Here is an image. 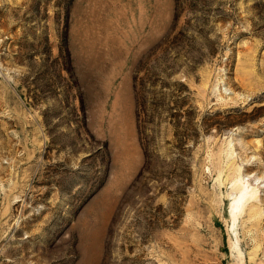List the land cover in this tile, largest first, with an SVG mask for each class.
<instances>
[{
	"label": "rangeland",
	"instance_id": "374dc122",
	"mask_svg": "<svg viewBox=\"0 0 264 264\" xmlns=\"http://www.w3.org/2000/svg\"><path fill=\"white\" fill-rule=\"evenodd\" d=\"M0 264H264V0H0Z\"/></svg>",
	"mask_w": 264,
	"mask_h": 264
},
{
	"label": "bare ground",
	"instance_id": "6f19581e",
	"mask_svg": "<svg viewBox=\"0 0 264 264\" xmlns=\"http://www.w3.org/2000/svg\"><path fill=\"white\" fill-rule=\"evenodd\" d=\"M245 196H246V193L244 192V190H242L239 197L235 198L236 201L233 203V206H232L233 211H236L240 207V204L244 200ZM233 215H236V212H233Z\"/></svg>",
	"mask_w": 264,
	"mask_h": 264
}]
</instances>
